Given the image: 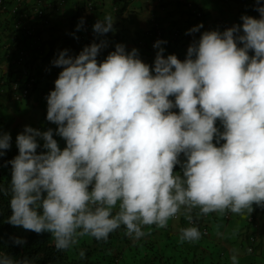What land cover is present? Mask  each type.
Listing matches in <instances>:
<instances>
[{"label":"clouds","instance_id":"9594fccd","mask_svg":"<svg viewBox=\"0 0 264 264\" xmlns=\"http://www.w3.org/2000/svg\"><path fill=\"white\" fill-rule=\"evenodd\" d=\"M256 11L259 18L244 14L243 24L223 32L204 31L183 61L176 54L165 57L166 40L152 42L150 50L158 51L151 65L139 49L129 52L123 43L98 60L106 40H94L78 55L59 51L51 63L63 70L55 89L44 94L47 120L58 127L41 131L26 125L17 135L19 154L3 163L12 166V180L0 185V192L11 197L7 222L49 232L55 247L64 250L86 235L107 241L122 226L128 237L139 240L145 236L143 226L166 229L174 223L168 222L171 218L184 219L188 224L181 229V241L199 244L200 255L210 252L213 263L230 264L225 253L210 248L213 237L206 219L212 212H252L256 204L247 220L255 235L241 247L245 256H256L262 241L255 216L264 208L260 0ZM84 22L81 18L77 30ZM203 27L201 23L186 34ZM113 28L111 14L93 26L98 36ZM54 134L66 142L63 150ZM11 142V133L0 131V158ZM230 212L226 220L232 219ZM79 255L86 259V250ZM232 262L238 264L236 252ZM0 264L34 261L0 252Z\"/></svg>","mask_w":264,"mask_h":264},{"label":"crops","instance_id":"0c3cea01","mask_svg":"<svg viewBox=\"0 0 264 264\" xmlns=\"http://www.w3.org/2000/svg\"><path fill=\"white\" fill-rule=\"evenodd\" d=\"M38 0H3L9 8L17 6L22 13H29L31 20L28 25L39 27L35 22V9ZM45 4L47 13V26L39 27L36 31V37L27 38L22 34L18 42L12 41L13 18L12 14L4 11L0 5V78L8 79L9 76L18 77L24 81L28 74H40L37 87L33 91V97L27 101H16L11 98L6 87H0V125L2 131L10 132L12 138L16 140L19 133L24 131L26 125H30L41 131L48 128H57L58 126L47 120V99L44 94L49 90L55 89V80L63 70L60 67L52 65L51 61L59 51L70 49L72 54L79 52L94 40L99 43L101 40L107 41V46L101 50L98 60L103 61L107 55L115 50L117 43H123L130 52L133 48L140 51L141 59L147 64H153L157 49L150 50L149 45L154 41L152 37L146 38L149 33L154 17L156 16L160 25H162L163 37L160 40H166L168 43L163 45L166 49L165 57L168 54H176L182 61L185 59L187 49L193 39H199L197 35L188 36L187 31L194 26H190L186 18H180L181 7L176 5L179 0H41ZM200 5L209 15L206 23L202 22L204 31L218 30L214 25L216 22L228 20L231 27L239 23L240 13L245 11L241 0H200ZM92 3L95 9L90 11L88 4ZM230 5V6H229ZM249 8H247L248 10ZM221 10V11H220ZM243 10V11H242ZM224 11L226 14H224ZM106 14H111L114 22V28L103 36L93 37L92 30L85 32L82 27L77 30V20L81 18L89 25L94 26L98 19H103ZM240 16V17H239ZM239 17V18H238ZM259 18V17H258ZM193 19V18H192ZM13 22V23H12ZM201 24L197 23L195 26ZM241 24V23H239ZM178 28H175L177 27ZM93 29V27L91 28ZM177 29H181L179 36L175 37ZM73 33L75 35H73ZM92 34L89 38V34ZM78 37V39L76 38ZM93 37V38H92ZM146 38V47L137 45L140 39ZM182 42V47L174 48L175 40ZM93 40V41H92ZM19 44H21L19 46ZM24 47L29 52V56L19 60L18 49ZM254 55V52L249 53ZM26 63L28 67L26 68ZM3 85V82H2ZM171 99V97H170ZM175 111H179L175 109ZM217 125L220 126L219 120ZM61 149L66 146V142L60 136ZM43 144V141H40ZM258 205L253 204L256 210ZM263 212L256 214V221L259 224V241H262L261 248L256 256H243L241 249L248 228L245 226L248 217L254 210L249 212L245 210L243 214H236L230 211L223 213L212 212L206 219L212 230V239L210 248L215 252L225 253L229 263L232 262L234 252L238 255V264H262L264 263V208ZM181 210H184L182 207ZM199 209H194L193 214L197 216ZM232 214L231 220L225 219V213ZM200 216V213H199ZM198 216V217H199ZM168 223L167 225H169ZM175 224L173 223L172 226ZM243 231H246L242 234ZM261 239V240H260ZM200 240V239H199ZM198 240H195V242Z\"/></svg>","mask_w":264,"mask_h":264},{"label":"trees","instance_id":"16d2710c","mask_svg":"<svg viewBox=\"0 0 264 264\" xmlns=\"http://www.w3.org/2000/svg\"><path fill=\"white\" fill-rule=\"evenodd\" d=\"M200 2H201L200 0H179L176 3V5L182 4V7L180 5L181 7L180 18L187 17L186 18L187 22L192 20V22L189 23L190 26H195L197 23H200V22L206 23L207 20L209 19L208 18L209 15L207 11L201 7ZM241 3L244 6L245 11L241 12L240 16L244 14H247V15H250L256 18L260 16L259 12L256 11L257 0H241ZM260 3L264 4V0H260ZM247 8L249 9L247 10ZM94 9H95V6H94ZM20 14L21 13H18L15 16H12L11 18L16 20ZM224 14H226L225 11H224ZM28 16H30L29 13H28ZM153 17H154L153 25L149 33L146 35V38L152 37L154 41L156 42L157 40H160L163 37V32L165 30H163L162 25H160V23L158 22L157 17L156 16H153ZM35 20H36L35 22L37 23L39 27L44 26L47 21V13L43 18L41 19L36 18ZM239 23L243 24L241 17L239 19ZM230 24L231 23L228 22V20L226 21L223 20V21L216 22L214 25L219 31L223 32L226 29L231 27ZM92 27L87 22H84L82 29L85 32L92 30L93 37H97L98 35L94 32L93 29H91ZM175 28H178V26ZM179 32H181V29H177L175 37L179 36ZM92 34L90 33L88 35L89 38L91 37ZM197 34H199V37H200L201 31L194 33V34H188V36L197 35ZM146 38L140 39L137 45H139L142 48L143 47L147 48L148 46L146 44ZM151 44L149 45V47L151 46ZM20 45L21 44H19V46ZM182 46H185V45H182V42H180L178 39L175 40V42L173 43L174 48H179ZM19 60L21 59L19 58ZM24 60H27V59H24ZM27 67H28V63H26V68ZM38 78L40 79V74H37V73L28 74L24 81L19 80L18 77H13V76H9L8 79L0 78V87H6L12 99L16 101H27L33 97V91L35 90V88L37 87L39 83ZM31 79H35L36 82H34V84H32L28 88V95L25 98L24 89L22 88ZM2 82H3V85H2ZM16 82H18L21 85V88H17L14 90L13 85ZM171 99H174V98L171 97ZM0 131H2L1 125H0ZM54 138L57 139L59 144L61 145V141L59 140V138L57 137H54ZM11 143H12V147L10 150H7V155L5 157L0 158V185H8L10 184L12 180V171H11L12 166L9 164L7 167H3L4 161L11 160L16 155L19 154V149L16 145V140L12 138ZM41 150L43 149L42 148L38 149V152ZM177 167L180 168L179 165H177ZM10 198H11L10 195H5L3 192H0V252L7 253L8 255L12 256L14 259H20V258L27 256L34 261V264H119V260H120L119 254L121 253L123 249V245H126V244L131 245L132 238L128 237L125 234L124 228L122 226L120 229L115 230L112 233H110L107 241H104V240L98 241L96 238L90 235H86L84 237L78 238V242L76 244H73L69 249L58 250L55 247V239L51 233L49 232L36 233L33 230L24 229L22 226H13L7 222L8 217L12 215V209L10 208ZM187 224L188 223L185 222L184 219L180 220L177 223L178 227H183V226L185 227L187 226ZM245 226L248 228L247 233L249 236L255 235V232H251V229H254L252 224H249L247 221ZM173 228L174 226L171 227V230ZM161 229L165 230L164 228H161ZM161 236L162 237H158V238L161 241V244H164L163 245L164 248L171 249L172 243H167L168 241L166 239L164 240V238L170 236L169 232L167 233L164 231L161 234ZM12 237L23 238L26 240V243L22 245H17L14 243ZM263 239L264 238H262V240ZM182 246H184L185 249H187V251H190L189 256H191L190 257L191 259H184V260L182 259L181 264H200V262L197 261V258H199L203 248L199 244H193V245H188V246H185L182 244ZM173 248L177 249L178 246H173ZM81 250H86V259H81L79 255ZM129 250H131L133 253H135L138 256L139 262L137 264H154V262H156V257H158V254H157L158 249L152 248L148 250H141L139 248L138 243H134V245H131ZM160 250H163V249H161L160 247ZM108 251H111L112 257L107 263H104V259L107 258L106 252ZM158 263L161 264L159 260H158Z\"/></svg>","mask_w":264,"mask_h":264},{"label":"rangeland","instance_id":"374dc122","mask_svg":"<svg viewBox=\"0 0 264 264\" xmlns=\"http://www.w3.org/2000/svg\"><path fill=\"white\" fill-rule=\"evenodd\" d=\"M77 23L79 24L80 22L77 20ZM168 222L178 223L176 220H173L172 218ZM181 229L182 227H177L171 230V228L167 227L165 230H162L156 225H146L143 226V230L145 231V236L140 238L139 240H134L132 238L131 245H134V243H138L139 248L141 250H148L152 248L158 249L157 251L158 257H156V262H154V264H157L158 260L161 262V264H181L182 259L183 260L191 259L190 258L191 256H189L190 251H187V249H185V247L182 246V244L185 246H188L190 244L189 243L184 244V241H181L180 239ZM164 231L167 233L169 232L170 236L164 238V240L166 239L168 241L167 243H172V247L170 246L171 249L164 248L163 246L164 244H161V241L158 238V237H162L161 234ZM245 232L246 231H243L242 234ZM244 236H246V238L244 239L245 240L244 242H246L249 235L248 233H246ZM131 245L129 244L123 245V249L119 254L120 255L119 264H137L139 262L138 256L135 253H133L131 250H129ZM173 246H178V248L177 249L173 248ZM160 247L163 250H160ZM242 255L245 256L244 254ZM106 257L107 258L104 259V263H107L111 259L112 257L111 251L106 252ZM213 260H216V258L214 259L213 256L210 254V252L208 254L207 252H203L202 255H200L199 258H197V261L200 262V264H217V263H213L212 262ZM223 263L226 264L225 261H223ZM223 263H218V264H223Z\"/></svg>","mask_w":264,"mask_h":264},{"label":"built area","instance_id":"2783aa9c","mask_svg":"<svg viewBox=\"0 0 264 264\" xmlns=\"http://www.w3.org/2000/svg\"><path fill=\"white\" fill-rule=\"evenodd\" d=\"M0 5H2V9L4 11H8V13L12 14V15H16L18 13H21L19 15V17L15 20L14 19V26H13V35H12V41L13 42H17L18 40H20V38H22V34H24L25 37L27 38H32V37H36V31L39 27H32L30 25H28V21L31 20V17L28 16L27 13H22L20 12L19 8L17 6H15L14 8H9L6 4L3 3V0H0ZM36 9H35V19L36 18H43L45 15H46V12H45V5L42 3L41 0H38L36 2ZM88 9L89 10H93L94 9V5L93 4H89L88 5ZM34 19V20H35ZM45 20V19H44ZM36 21V20H35ZM48 22L46 21V24L44 26H47ZM43 27V26H42ZM18 53V57L20 59H25L26 57L29 56V52L27 51L26 48L24 47H21L18 49L17 51ZM35 79H31L22 89H24V93H25V98L27 97L28 95V88L34 84ZM17 88H21V85L16 82L14 85H13V89H17ZM50 93V92H49ZM47 93L45 95V97H47V95L49 94ZM253 241V240H252Z\"/></svg>","mask_w":264,"mask_h":264}]
</instances>
